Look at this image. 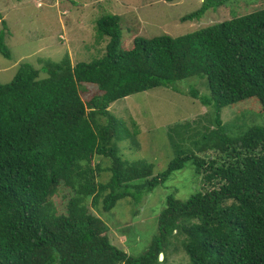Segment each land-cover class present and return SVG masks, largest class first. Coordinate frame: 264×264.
Here are the masks:
<instances>
[{
    "label": "trees",
    "instance_id": "obj_1",
    "mask_svg": "<svg viewBox=\"0 0 264 264\" xmlns=\"http://www.w3.org/2000/svg\"><path fill=\"white\" fill-rule=\"evenodd\" d=\"M225 2L204 0L182 20ZM96 30L97 42L109 40L101 57L47 59L46 77L25 62L0 83V264H161L172 242L188 264H264V125L232 135L222 118L224 107L252 97L264 114V7L180 36L134 33L124 48L120 15L103 16ZM5 32L0 53L12 58ZM192 76L207 78L209 95L190 92L208 111L169 127L176 156L154 176L153 163L121 153L120 142L140 147L141 128L110 105L157 87L179 91ZM84 83L97 87L89 99ZM187 162L201 189L168 196L147 252L137 258L113 244L98 212L141 200Z\"/></svg>",
    "mask_w": 264,
    "mask_h": 264
},
{
    "label": "rangeland",
    "instance_id": "obj_2",
    "mask_svg": "<svg viewBox=\"0 0 264 264\" xmlns=\"http://www.w3.org/2000/svg\"><path fill=\"white\" fill-rule=\"evenodd\" d=\"M203 1L0 0L2 18L7 22L5 26L3 19H0V31H6L12 51V58L0 53V83L12 80L25 62L40 69V77H46L43 66L47 59L59 61L68 54L72 63L76 64L101 57L109 40L106 38L97 42L96 24L107 14L120 15L124 48L131 45L135 34L146 38L163 34L180 36L264 7V0H226L225 4L211 8L199 19L182 20L183 16L197 10ZM178 85L181 88L179 91L157 87L134 93L114 101L109 108L129 124V118L133 117L140 125V147L137 149L124 141L119 144L120 150L129 160L144 159L153 163L154 176L165 171L176 156L169 127L178 122L192 121L208 111L200 100V96L210 93L206 77L192 76ZM193 88L199 90V98L190 92ZM81 89H84L85 99L97 91L96 85L89 83L82 84ZM222 118L232 135H238L254 124L264 125L261 104L255 97L224 107ZM211 156L219 155L217 152L206 155L207 159ZM108 175L106 173L104 177ZM201 186V177L192 162H187L184 168L174 171L167 181L144 193L141 200L126 197L118 201L112 210H101L98 215L107 224L112 243L138 258L147 252L159 233V217L168 196L173 194L185 200ZM56 201L62 204L60 194ZM175 246L176 243L172 242L167 248V259L161 264L190 262L183 248L177 250Z\"/></svg>",
    "mask_w": 264,
    "mask_h": 264
},
{
    "label": "water",
    "instance_id": "obj_3",
    "mask_svg": "<svg viewBox=\"0 0 264 264\" xmlns=\"http://www.w3.org/2000/svg\"><path fill=\"white\" fill-rule=\"evenodd\" d=\"M160 257L163 259V258H164V254H163V253H161V254H160Z\"/></svg>",
    "mask_w": 264,
    "mask_h": 264
}]
</instances>
